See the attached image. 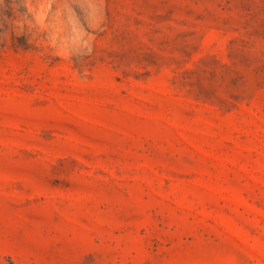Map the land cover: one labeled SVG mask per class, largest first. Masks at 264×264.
Segmentation results:
<instances>
[{
	"label": "rangeland",
	"instance_id": "374dc122",
	"mask_svg": "<svg viewBox=\"0 0 264 264\" xmlns=\"http://www.w3.org/2000/svg\"><path fill=\"white\" fill-rule=\"evenodd\" d=\"M0 264H264V0H0Z\"/></svg>",
	"mask_w": 264,
	"mask_h": 264
}]
</instances>
